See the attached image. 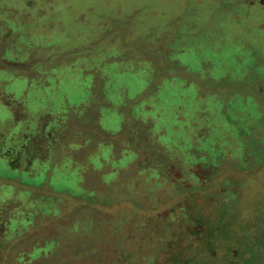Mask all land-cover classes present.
<instances>
[{"label": "rangeland", "instance_id": "obj_1", "mask_svg": "<svg viewBox=\"0 0 264 264\" xmlns=\"http://www.w3.org/2000/svg\"><path fill=\"white\" fill-rule=\"evenodd\" d=\"M197 167L264 264V4L0 0V264L161 263Z\"/></svg>", "mask_w": 264, "mask_h": 264}, {"label": "trees", "instance_id": "obj_2", "mask_svg": "<svg viewBox=\"0 0 264 264\" xmlns=\"http://www.w3.org/2000/svg\"><path fill=\"white\" fill-rule=\"evenodd\" d=\"M169 167L170 164L167 163V167L163 166L161 171L165 174L169 172L171 174ZM193 171L196 173L198 183H203V185L201 190H189L186 195L175 187L176 192L182 195V198L172 207L173 209L180 208L174 217L175 220H170L161 226L158 224L159 219L154 216L148 219V226L156 228L154 234L158 237H164L166 228L172 229L166 241V256L161 263L154 259L152 264H192L198 259L203 260L202 264H222L223 259L229 258L231 260L235 257L233 255L236 249L232 248L233 245L218 240L217 213L203 198L206 192L212 191L215 184L210 188H203L215 181L217 177L204 182L201 178L200 167L193 169ZM180 176L172 178L171 181L174 184L177 183V178ZM190 185L188 183V186ZM186 196H188L186 201L188 204L186 203L184 206Z\"/></svg>", "mask_w": 264, "mask_h": 264}, {"label": "flooded vegetation", "instance_id": "obj_3", "mask_svg": "<svg viewBox=\"0 0 264 264\" xmlns=\"http://www.w3.org/2000/svg\"><path fill=\"white\" fill-rule=\"evenodd\" d=\"M249 3L251 4L252 1H249ZM259 3H260V4H264V0H259Z\"/></svg>", "mask_w": 264, "mask_h": 264}]
</instances>
